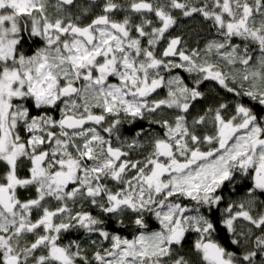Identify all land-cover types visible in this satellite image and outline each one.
<instances>
[{
	"label": "snow or ice",
	"instance_id": "1",
	"mask_svg": "<svg viewBox=\"0 0 264 264\" xmlns=\"http://www.w3.org/2000/svg\"><path fill=\"white\" fill-rule=\"evenodd\" d=\"M0 264H264V0H0Z\"/></svg>",
	"mask_w": 264,
	"mask_h": 264
},
{
	"label": "trees",
	"instance_id": "2",
	"mask_svg": "<svg viewBox=\"0 0 264 264\" xmlns=\"http://www.w3.org/2000/svg\"><path fill=\"white\" fill-rule=\"evenodd\" d=\"M182 26H183L182 29L181 28L174 29L171 34L172 35L181 34V31L183 30L184 33L186 34V38L190 37L189 43L192 46H195L196 39H195L194 33H195V31L199 30V27H200L199 24L185 20L182 22ZM202 43L203 42L201 41V45H202ZM206 87H207V85H206ZM203 106H206V105L198 103L196 108L193 109V113H195L197 110H200ZM250 185H251L250 180L240 181L238 179L235 191L232 190L231 185L227 186L221 193L224 197V201L220 206L221 209H223L228 203H230L232 201H240L245 196L247 187H249ZM216 215H217V217H219L220 213L217 212ZM121 234L122 235H130V232L125 230V231H122ZM221 235L223 237L226 235V233H222ZM195 238H196L195 234H189L188 235L187 240L185 241V250L190 249L191 244L195 240Z\"/></svg>",
	"mask_w": 264,
	"mask_h": 264
},
{
	"label": "flooded vegetation",
	"instance_id": "3",
	"mask_svg": "<svg viewBox=\"0 0 264 264\" xmlns=\"http://www.w3.org/2000/svg\"><path fill=\"white\" fill-rule=\"evenodd\" d=\"M146 123V122H145Z\"/></svg>",
	"mask_w": 264,
	"mask_h": 264
},
{
	"label": "rangeland",
	"instance_id": "4",
	"mask_svg": "<svg viewBox=\"0 0 264 264\" xmlns=\"http://www.w3.org/2000/svg\"><path fill=\"white\" fill-rule=\"evenodd\" d=\"M202 46V45H201Z\"/></svg>",
	"mask_w": 264,
	"mask_h": 264
}]
</instances>
